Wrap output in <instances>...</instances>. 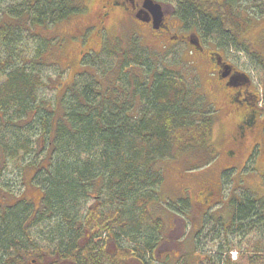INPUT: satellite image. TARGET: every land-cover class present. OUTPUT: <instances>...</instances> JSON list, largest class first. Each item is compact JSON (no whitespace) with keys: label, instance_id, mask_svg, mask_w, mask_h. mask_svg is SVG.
<instances>
[{"label":"trees","instance_id":"1","mask_svg":"<svg viewBox=\"0 0 264 264\" xmlns=\"http://www.w3.org/2000/svg\"><path fill=\"white\" fill-rule=\"evenodd\" d=\"M156 1L175 2L174 16L182 31L241 41L245 49L260 55L264 65L262 54L240 34L251 17L242 18L241 8L237 11L232 0ZM84 12L87 7L76 0H0V179L9 160L21 165L22 157L33 152L31 138H15L10 128L16 133H22L17 129L24 124L41 128L35 147L44 157L33 166L45 165L35 170L34 180L43 193L39 207L24 198L13 204L0 199V264H43V251L31 234L43 227L46 232L37 236L52 247L47 251L49 264H166L169 256L155 257L154 231L161 234L160 225L147 210L164 181L160 163L173 159L178 151L200 152L210 142L215 119L196 79H186L180 69L157 62L160 53L144 48L133 33L123 44L116 39L104 49L106 30L97 29L89 39L84 56L103 50L112 63L111 74L104 77L107 82L88 76L89 80L72 83L59 102L37 101L38 91L46 86L41 68L47 62V44L37 30ZM24 37L37 41L28 58L22 50ZM177 65L189 69L182 61ZM258 101L256 95V106ZM254 125L257 132L262 122ZM262 135L257 143L264 148V123ZM244 193L230 201L234 212L224 231L264 233V201ZM208 199L203 196L197 203L202 207ZM90 200L80 217V202ZM191 206L186 201V207ZM209 209H204V216ZM51 215L57 222L48 226L45 221ZM125 242L133 248L125 247ZM251 249L250 264H264V244ZM223 254L227 252L219 246L217 264ZM208 261L203 257L202 263ZM225 264H231L228 258Z\"/></svg>","mask_w":264,"mask_h":264},{"label":"rangeland","instance_id":"2","mask_svg":"<svg viewBox=\"0 0 264 264\" xmlns=\"http://www.w3.org/2000/svg\"><path fill=\"white\" fill-rule=\"evenodd\" d=\"M76 1L87 7L86 13L73 16L54 27L37 30L36 34L44 44H47L45 56L47 62L46 66L41 68L42 80L46 86L38 91L37 101L39 102L51 104L55 103L56 99V102H59L60 96L75 81L87 80L88 76H91L105 83L108 78L104 77H109L111 74L109 68L112 63H108L103 50L87 58L84 56L91 45L89 39L95 37L96 29H90L89 34H86L85 30L96 23L95 17L99 12L102 0ZM201 1L222 3L225 0ZM170 3L162 4L166 15L170 17L168 21L170 33L164 37L154 36L150 39L149 33L144 32L143 42L150 46L151 52L157 50L160 53L156 58L157 62L163 63L164 66L172 70L180 69L181 73L184 72L183 76L186 79L192 77L196 79L200 92L206 98L215 120L210 130V142L203 147V150L200 152L198 149L196 151L187 150L188 152L178 151L173 159H166L160 163L164 181L156 193L157 199L148 205L149 209L147 208L148 212L154 216L153 219L159 223V230L162 234L154 231V237L158 241V245L155 247V257L169 256L166 264H177L178 262L179 264H217L216 252L220 246L223 252H227L221 257V264H225L227 258L231 264H250L248 253H252L251 248L255 244H264V233L256 230L245 232L244 229L239 233H226L223 227L231 223V212H234L230 204L231 200L240 199V196L246 192L264 201V148L259 145L248 156L251 148L263 140L264 119L262 115L264 107L259 114L262 127L258 126L253 140L248 141L241 148L235 149L231 139L239 122V113L235 112L234 114L232 109L229 112L226 111L228 107L226 109L223 105V100L225 101V97L230 93H226L224 90L228 89L223 90L219 81H216V75L213 74V72L216 73V70L208 55L192 51L186 43L173 44L170 42L169 38L180 36L185 32L180 29L181 26L174 16L175 2ZM232 3L237 11L241 8L242 18L244 15L251 17L248 23H243L240 34L243 39L251 43L254 50L262 54L264 59V0H232ZM132 28L133 30H131ZM105 30L102 49L106 48L108 42L113 43L116 39H120L119 41L123 44L127 37L132 36L134 27L130 19L116 11L106 20ZM201 38L204 46L211 44L206 47L207 51L222 55L227 62L251 77L253 91L262 102L259 104L261 109L264 105V65L260 64L259 54L256 55L247 48L245 49L241 45V41L235 42L228 39L225 42L218 40V36ZM36 43L37 41L27 40L24 37L22 50L27 58L31 56ZM180 61L189 69L180 68L177 65ZM114 66L116 68L117 64ZM26 126L27 124H24L23 129H17L22 133H16L12 128L9 132L11 134V130H13L12 135L15 138L17 136L23 140L31 138L33 152L22 157L21 165L8 161L6 171L0 179V199L5 203L13 204L24 198L32 202L35 207H39L43 193L34 180L35 170L43 168L45 165L42 164L39 167L33 165L44 157V153H39L35 147L41 128L37 125H34L33 128ZM11 139L10 143L7 142L8 147L14 142L12 137ZM40 140L42 141V139ZM247 164L249 166L246 167ZM232 166L238 170L243 166L242 170L248 169L246 170L248 174L239 176L228 171L221 172L224 168L231 169ZM221 178L222 180H220ZM203 196L209 197V199L201 207L197 202ZM186 201L192 204L191 208L186 207ZM91 203L92 200L80 202L78 210L80 217L83 216L84 211ZM214 204L215 206L212 207ZM207 207L210 209L204 216L203 211ZM55 219V216L51 215L45 224L49 226L57 222ZM35 229L36 232L37 228ZM45 229L44 227L42 230L38 228L35 234L32 230L31 234L36 241V246L43 251L42 263L49 264L52 259L47 255V251H51L52 247L48 248V244L37 236L43 231L45 233ZM199 233L201 236L196 240ZM196 243L198 251H195L194 244ZM130 245L131 242H125L124 246L133 248ZM203 257H207L209 261L202 263Z\"/></svg>","mask_w":264,"mask_h":264},{"label":"flooded vegetation","instance_id":"3","mask_svg":"<svg viewBox=\"0 0 264 264\" xmlns=\"http://www.w3.org/2000/svg\"><path fill=\"white\" fill-rule=\"evenodd\" d=\"M147 0H102L99 12L97 13L95 19L96 23L92 24L90 28H95L96 31L105 30V22L112 16L116 11L121 12L126 18L130 19L134 27V36L136 35L138 40L141 41L143 46H148L143 42L144 32L149 33L150 39L154 36L164 37L170 33V25L168 21L169 16L166 15L163 10V18L160 21V24L155 26L153 16L144 10V5ZM140 27V28H138ZM139 30H142L141 32ZM192 33L181 34L180 36H174L169 38L170 42L177 43L182 41L189 45L197 53H206L209 60L213 63L216 73V81H219L220 87L228 90H224L229 95L224 94L225 101L223 100V105H225L227 112L231 109L232 112L239 113L240 124L236 126L234 134L232 136L231 142L235 149L241 148L248 141L253 140L256 134L255 123L260 118V110L255 104L256 95L253 91V83L251 77L243 74L239 71L237 67L229 64L227 61L221 57L219 61V66L216 65L213 59L218 58L216 52L207 51L203 46V42L199 36H197L198 44L200 45V50H197L195 47L190 45V40L194 43H197ZM150 48V46H148ZM246 104H249L248 106ZM261 122V121H259ZM241 126V127H240Z\"/></svg>","mask_w":264,"mask_h":264},{"label":"water","instance_id":"4","mask_svg":"<svg viewBox=\"0 0 264 264\" xmlns=\"http://www.w3.org/2000/svg\"><path fill=\"white\" fill-rule=\"evenodd\" d=\"M145 8L148 9V11L152 14L155 26L160 24L161 18H162V11L160 6L153 4L151 1H146ZM192 45H196L195 43L191 42Z\"/></svg>","mask_w":264,"mask_h":264}]
</instances>
